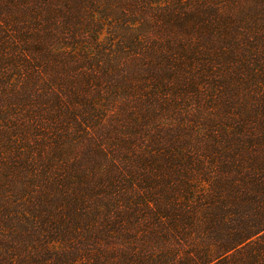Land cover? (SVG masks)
<instances>
[{"label":"trees","instance_id":"16d2710c","mask_svg":"<svg viewBox=\"0 0 264 264\" xmlns=\"http://www.w3.org/2000/svg\"><path fill=\"white\" fill-rule=\"evenodd\" d=\"M0 264H264V0H0Z\"/></svg>","mask_w":264,"mask_h":264}]
</instances>
